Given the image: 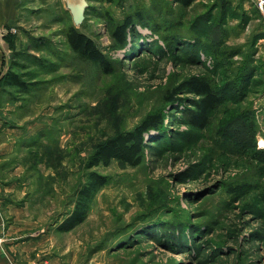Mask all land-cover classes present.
Masks as SVG:
<instances>
[{"label": "rangeland", "instance_id": "374dc122", "mask_svg": "<svg viewBox=\"0 0 264 264\" xmlns=\"http://www.w3.org/2000/svg\"><path fill=\"white\" fill-rule=\"evenodd\" d=\"M87 2L75 24L68 0H20L13 24L9 62L24 88L2 84L0 115L16 149L6 192L24 223L73 264H264V6ZM69 26L111 71L68 46ZM190 76L220 95L204 128L190 124L194 94L166 99ZM156 112L162 126L145 134L140 164L87 167L102 141ZM92 171L107 182L83 222L57 231Z\"/></svg>", "mask_w": 264, "mask_h": 264}, {"label": "trees", "instance_id": "16d2710c", "mask_svg": "<svg viewBox=\"0 0 264 264\" xmlns=\"http://www.w3.org/2000/svg\"><path fill=\"white\" fill-rule=\"evenodd\" d=\"M114 3L117 0H105ZM181 7L190 6L195 0H172ZM132 23V17L127 16L123 22L114 26V36L119 42L125 40L127 28ZM218 36H216L217 38ZM68 46L80 57L97 63L104 71H111V62L97 48L94 40L78 30L74 26H69L65 32ZM2 84L24 88V81L18 74L8 70L1 77ZM182 90L194 94L193 108L190 110V124L196 128H204L208 123V115L211 110L220 102V95L212 88L207 80L198 76H190L182 80L177 86L172 88L166 96L168 101L173 100L177 93ZM163 117L161 113L147 115L133 129L121 131L102 141L90 154L87 167L98 165H108L112 160L125 162L135 166L142 162L145 146L147 145L145 134L151 129H161ZM107 182L105 175L97 172H90L87 180L75 192L76 200L74 207L63 219L57 223V231H69L84 221L96 191Z\"/></svg>", "mask_w": 264, "mask_h": 264}, {"label": "crops", "instance_id": "0c3cea01", "mask_svg": "<svg viewBox=\"0 0 264 264\" xmlns=\"http://www.w3.org/2000/svg\"><path fill=\"white\" fill-rule=\"evenodd\" d=\"M20 0H0V90L1 77L13 70L11 53L19 51L13 35ZM15 21V22H14ZM6 121L0 115V264H26L30 260L49 259L52 264H73V260L56 256L52 244L48 245L47 231L38 232L24 223L25 209L14 205L7 196L8 175L12 174V134L7 132ZM3 134L5 136H3ZM66 251L69 247L66 246ZM55 250V249H54ZM49 256V257H48Z\"/></svg>", "mask_w": 264, "mask_h": 264}, {"label": "water", "instance_id": "95a60500", "mask_svg": "<svg viewBox=\"0 0 264 264\" xmlns=\"http://www.w3.org/2000/svg\"><path fill=\"white\" fill-rule=\"evenodd\" d=\"M87 5V0H68V9L75 24H79L84 19V11Z\"/></svg>", "mask_w": 264, "mask_h": 264}, {"label": "built area", "instance_id": "2783aa9c", "mask_svg": "<svg viewBox=\"0 0 264 264\" xmlns=\"http://www.w3.org/2000/svg\"><path fill=\"white\" fill-rule=\"evenodd\" d=\"M257 5L259 7L264 6V0H257ZM26 264H52L49 259H40V260H30Z\"/></svg>", "mask_w": 264, "mask_h": 264}]
</instances>
